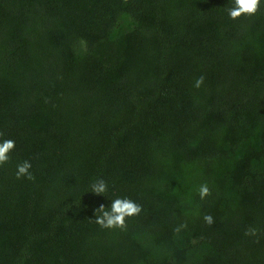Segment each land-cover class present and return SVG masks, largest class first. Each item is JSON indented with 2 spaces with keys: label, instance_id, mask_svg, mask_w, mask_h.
I'll return each instance as SVG.
<instances>
[{
  "label": "trees",
  "instance_id": "1",
  "mask_svg": "<svg viewBox=\"0 0 264 264\" xmlns=\"http://www.w3.org/2000/svg\"><path fill=\"white\" fill-rule=\"evenodd\" d=\"M231 6L0 0V264H264V0ZM117 197L143 211L102 229Z\"/></svg>",
  "mask_w": 264,
  "mask_h": 264
},
{
  "label": "clouds",
  "instance_id": "2",
  "mask_svg": "<svg viewBox=\"0 0 264 264\" xmlns=\"http://www.w3.org/2000/svg\"><path fill=\"white\" fill-rule=\"evenodd\" d=\"M261 0H232V6L227 8L228 15L231 19L235 20L240 18L242 15L254 16L260 9ZM204 82V77H199L195 82V87L199 88ZM0 136L3 133L0 132ZM15 142L11 139H5L0 142V166L4 165L9 160V153L14 149ZM32 165L28 161L17 165L16 177L20 179L21 177L27 178L28 180H34L35 177L31 173ZM91 192L97 195H104L108 191V184L104 179H97L90 185ZM211 189L207 182L201 184L198 188V195L201 200L210 196ZM143 211L142 205L137 203L128 197H117L112 200L110 208H105L101 204L95 209V220L94 222L99 225L102 229H119L125 231L128 227V218L139 216ZM204 222L211 226L214 223V218L210 214H205L203 216ZM187 228V223H181L177 225L173 231L176 234L182 232V230ZM246 236H254L258 238V232L255 228H249L245 231Z\"/></svg>",
  "mask_w": 264,
  "mask_h": 264
}]
</instances>
